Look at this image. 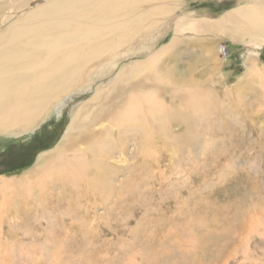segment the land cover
Returning <instances> with one entry per match:
<instances>
[{
    "label": "rangeland",
    "instance_id": "1",
    "mask_svg": "<svg viewBox=\"0 0 264 264\" xmlns=\"http://www.w3.org/2000/svg\"><path fill=\"white\" fill-rule=\"evenodd\" d=\"M28 1L24 0L25 5H14L12 1L6 13L21 11L27 7ZM240 3L243 0H180L174 10L173 6V12L170 10L171 13L163 20L153 21L157 25L146 36L141 34L137 37L139 40L133 42L136 47L146 44L145 51H126L112 61L101 59L99 65L94 60L95 68L89 75V82L73 88L55 101L29 129L0 133V176L19 177L34 167L41 153L52 151L60 144L75 113L101 87H108L116 75L168 45L174 37L181 40L177 46L180 53L176 48L163 56L158 72L163 74L172 70L169 75L180 81L179 94L184 92V88L207 89L209 97L212 96V104L217 108L216 112L209 116L206 114L200 121L197 117L195 121L184 115V120L190 123L185 120L184 124L178 123V127L175 122H169L166 136H175L177 141L165 140L158 132V138L165 140L161 144L164 145L162 151L166 153L161 164L163 176L153 162L150 168L153 173L137 170L131 181L122 176H116L115 183L102 178L97 190V205L90 207L94 202L91 195L78 198V204H81L79 211L74 207L76 198L70 188L62 186L60 190L54 186V193L48 199L50 209L44 208V211H48L54 220L52 225L56 226L54 236H57V242L48 251H54L52 248L59 244L62 232H67V242L59 249L56 260L47 257L36 262L15 260L13 264H125L130 258L135 259L136 264H238L242 261L240 252L241 242L247 233L246 221L249 216H264L263 89L251 82L254 77L244 78L247 60L253 57L250 52L256 50L234 43L226 35L209 31L194 33L186 30L178 36L174 33L175 24L181 18L213 20L238 8ZM148 7L142 6L137 12L147 15ZM6 23L9 21L4 25ZM262 48L257 51L259 57L256 59L264 66V45ZM138 78L141 79L140 75ZM129 86L130 83L122 90L126 91ZM161 91L160 96L173 110L185 108L184 97L176 96L169 85ZM112 101L106 107L112 108L115 101L119 102L117 99ZM97 104L104 106L105 102L101 99L95 107ZM208 138L211 141L209 150ZM172 142L179 144L175 149L177 158L172 156L171 148L175 147ZM129 146L127 157L118 156L117 159L115 156L119 161L116 166L138 164L139 159L130 156L134 146ZM132 158L134 160L131 161ZM149 161L151 158L147 164ZM181 170L189 179L184 181L180 177ZM147 175H150L149 179H146ZM110 183L115 184V191H112ZM35 193L38 195L34 189L31 194L34 200L37 197ZM57 193L61 199L57 198ZM35 201L33 207H37ZM21 204L26 212L30 201L25 200L24 205L21 200ZM38 209H33L27 216L25 213L24 222L19 220L22 223H18V214L8 213L0 234L1 254H7L10 246L18 250L35 246L37 241L39 244L47 241V231L52 225L46 223L45 212ZM34 214L40 215L38 222H32ZM24 231L26 233L23 234ZM248 254L249 259H254V264H264V238L254 236L249 239ZM7 259L10 261L9 256ZM251 260L243 264H253Z\"/></svg>",
    "mask_w": 264,
    "mask_h": 264
},
{
    "label": "bare ground",
    "instance_id": "2",
    "mask_svg": "<svg viewBox=\"0 0 264 264\" xmlns=\"http://www.w3.org/2000/svg\"><path fill=\"white\" fill-rule=\"evenodd\" d=\"M12 1L14 5L18 3L25 5L24 0H0V133L29 129L55 101L73 88L89 82V75L95 68L94 60L99 65L103 58L108 62L126 51L134 52L140 49L145 51L146 44L141 42L143 45L136 47L132 45L133 42L138 41L137 37L141 34L146 36L147 32L157 25L154 22L165 19L180 0H29L27 4L31 2L32 4L29 6L26 4L27 7L21 11L6 13L7 6ZM142 6H150L147 15L137 12ZM237 6L239 7L213 20L181 18L176 26L174 25V33L178 36L186 30L194 33L209 31L212 34L226 35L232 42L245 44L247 48L252 47L256 52H250L253 57L247 60L244 78L248 80L254 77L251 82L260 85L264 96V66L256 59L259 57L257 51L262 50L264 45V1L243 0V3ZM134 11L136 13L132 15ZM6 21L9 23L4 25ZM107 22L110 24L106 25ZM180 41L178 37H174L168 45L131 65L127 71L116 75L108 87H101L93 98L75 113L60 144L52 151L41 153L31 170L19 177L0 176V234L8 213L18 214L20 217L19 219L16 217L18 223H22L19 220L24 222L25 213L27 216L33 209L39 208L38 210L42 212L44 208L49 210L51 204L49 205L48 199L54 193V186H58L60 190L62 186H68L75 194L73 204L76 211H79L81 204H78V200L82 197L91 195L94 202L90 200L92 203L90 207L97 205L99 199L97 190L102 178L115 183L116 176H122L131 181L137 170L150 172L153 162L156 163L159 174L163 176L161 164L166 153L162 151L164 145L161 144L167 139L172 141L175 139V136L171 138L166 136L170 129L168 123L173 121L179 127L178 123L184 124L183 122L187 121L184 120V115L187 118H194L195 121L197 117V121H200V118H204L206 114L209 116L217 109L212 104V96L209 97L207 89L184 88V92L179 94L180 81L170 76L172 70H167L163 74L158 72L162 67L159 68V62L163 56L175 51L176 48L180 53L177 47ZM122 49L124 50L121 51ZM128 83L130 86L127 90H122ZM165 85H169L171 92L179 98L184 97V109L177 107L178 109L173 110L165 103L160 96ZM101 99L105 105L97 104L95 107ZM114 99L119 102L115 101L116 104L112 108L106 107ZM158 132L165 139H162L163 143L158 138ZM207 142L209 150L210 138ZM130 144L134 146V152L130 156L137 157L138 164L133 162L134 165L128 163L129 165L116 166L119 161L115 156L117 159L118 156L127 157V148ZM176 145L174 143L175 147L171 148L173 158L178 156L175 149L179 144ZM150 158L149 166L147 160ZM148 176L150 175H147L146 179L150 178ZM180 177L184 178V181L189 179L183 170ZM157 178L160 181L159 177ZM110 185L112 191H115V184ZM34 189L38 192V195L35 193L36 201L31 195ZM57 198L61 199L58 193ZM27 199L30 204L28 210L24 212L21 200L25 205ZM34 201L37 207H33ZM39 216L34 214L32 222H38ZM43 217L47 224L52 225L54 220L50 218L48 211ZM246 226L247 233L241 242L242 261L238 264L251 260L248 254V240L254 236L264 238V216L260 214L249 216ZM55 227L52 225L51 230L48 229L47 241L40 244L37 241L35 246L19 248L17 251L10 246L8 253L5 251L7 254L4 255L1 254L0 246V264H13L15 260L36 262L47 257L56 260L59 249L67 242V232H62L59 244L52 248L54 251H48L57 242L55 239L57 236H54ZM251 262L254 264V259ZM125 264H136V261L130 258Z\"/></svg>",
    "mask_w": 264,
    "mask_h": 264
}]
</instances>
